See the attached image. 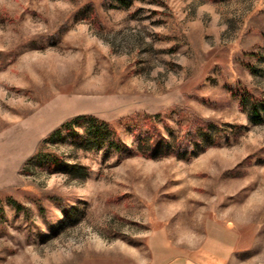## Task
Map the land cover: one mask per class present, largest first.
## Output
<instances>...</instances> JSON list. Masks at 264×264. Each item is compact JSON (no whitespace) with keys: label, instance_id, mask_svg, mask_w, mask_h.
<instances>
[{"label":"rangeland","instance_id":"rangeland-1","mask_svg":"<svg viewBox=\"0 0 264 264\" xmlns=\"http://www.w3.org/2000/svg\"><path fill=\"white\" fill-rule=\"evenodd\" d=\"M234 81L264 97V0H0V264H169L222 226L264 258V120ZM176 107L219 127L185 158L47 138L91 114L132 147L146 114L172 143Z\"/></svg>","mask_w":264,"mask_h":264},{"label":"trees","instance_id":"trees-1","mask_svg":"<svg viewBox=\"0 0 264 264\" xmlns=\"http://www.w3.org/2000/svg\"><path fill=\"white\" fill-rule=\"evenodd\" d=\"M122 6L129 5V0H116ZM226 89L232 97L237 99L240 109L247 108L249 120L256 124L264 120V97L253 94L245 84L234 81L226 84ZM179 117H187L180 135L168 142L155 125L153 117L146 114L142 117L141 124L145 126V131L139 133V121L136 114L130 116L128 120L132 123V137L134 145L128 146L122 141L113 122H107L91 114H79L65 120L60 127L50 132L47 138H52L60 134L61 128L70 139L74 148L83 151L96 152L100 149H113L115 151L124 150L126 155L141 154L146 157L157 158L162 155H175L185 158L193 153L196 144L201 142L203 136H210L211 131H218L219 127L211 121L197 115L191 110L176 107ZM181 118H179L180 120ZM76 126H81V131H77ZM232 134L240 132V126H231ZM211 144L216 143L217 138H211ZM32 158L43 162L48 169L53 170L57 167L58 160L54 154L36 151ZM62 163V162H61Z\"/></svg>","mask_w":264,"mask_h":264},{"label":"crops","instance_id":"crops-1","mask_svg":"<svg viewBox=\"0 0 264 264\" xmlns=\"http://www.w3.org/2000/svg\"><path fill=\"white\" fill-rule=\"evenodd\" d=\"M218 231V232H217ZM211 235H205L198 243H175L167 246L171 257L169 264H262L264 258L254 257L238 250L235 231L222 226ZM235 232V233H234ZM234 233V234H233ZM167 261V262H168ZM166 262V263H167Z\"/></svg>","mask_w":264,"mask_h":264},{"label":"built area","instance_id":"built-area-1","mask_svg":"<svg viewBox=\"0 0 264 264\" xmlns=\"http://www.w3.org/2000/svg\"><path fill=\"white\" fill-rule=\"evenodd\" d=\"M262 264H264V262Z\"/></svg>","mask_w":264,"mask_h":264}]
</instances>
